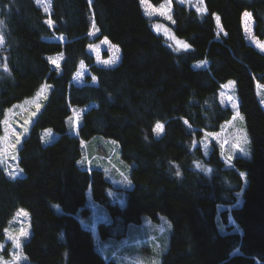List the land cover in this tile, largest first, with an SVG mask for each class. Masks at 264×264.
I'll return each instance as SVG.
<instances>
[{
  "label": "trees",
  "instance_id": "trees-1",
  "mask_svg": "<svg viewBox=\"0 0 264 264\" xmlns=\"http://www.w3.org/2000/svg\"><path fill=\"white\" fill-rule=\"evenodd\" d=\"M171 4L172 31L188 48L171 46L142 0H0L4 259L12 260L16 247L10 223L22 231L23 216L26 264H119L80 222L91 214L89 192L108 216L96 223L102 240H120L145 218L167 220L158 264H264V108L257 90L264 86V51L246 38L243 24L249 15L252 36L264 42V0ZM102 39L119 49L114 65L97 64L88 50ZM82 63L87 71L78 83ZM229 83L233 107L220 100ZM25 100H34L32 114L9 174L1 151L7 115ZM74 109L80 111L72 131ZM235 114L248 156L223 159L214 141L205 154L204 132H218ZM95 135L112 139L131 164L127 185L114 184L100 165L79 164L83 141Z\"/></svg>",
  "mask_w": 264,
  "mask_h": 264
},
{
  "label": "rangeland",
  "instance_id": "rangeland-1",
  "mask_svg": "<svg viewBox=\"0 0 264 264\" xmlns=\"http://www.w3.org/2000/svg\"><path fill=\"white\" fill-rule=\"evenodd\" d=\"M177 1L193 2L195 6H200L202 2V0ZM171 7V0H163L162 3L155 6L147 0H142L144 13L156 21V23H154L155 29L167 38L173 48L183 49V44H185V42L183 39L177 37L172 31L171 26L173 25V21ZM250 19V16L246 14L243 17L246 38L264 51V47H262L264 46V42L258 41L252 36ZM177 41L181 43H177ZM88 50L93 54L96 63L99 65H114L118 62L120 57L118 47L112 45L106 39H102L89 45ZM114 57L115 63H112ZM86 71L87 67L82 63L74 75V81L82 83V77ZM232 83L224 86L223 91L220 94V100L224 106L231 105L233 107L236 105L234 83ZM257 90L260 97V103L264 108V86L258 85ZM33 102L34 100L22 101L21 103L14 105L8 112L6 133L2 140L1 151L3 154L7 153L8 155V159H4V163L9 166V174L12 173L13 170L11 158L14 157V148L20 144L19 140L24 133L23 131L27 128L29 117L32 114V111H30L29 108ZM79 111L80 109H74L72 116L69 118L68 124L72 131L78 124ZM156 129L155 134L157 135ZM52 137L53 135H47V138ZM211 141L220 145L223 159L227 160L235 154L242 156H248L249 154L247 136L243 129L242 120L237 114H235L231 120L225 122L218 132H204L200 142L205 154H207L210 148ZM113 143L114 141L112 139L101 137L99 135H95L91 139L83 141V157L79 161V164L87 168H91L92 164L100 165L104 170L105 175L114 184L121 186L127 185L128 179L126 175L128 176L131 164L120 159V155L118 152L116 153V146ZM94 145L95 148L91 149L92 152L90 153V147H93ZM87 200L91 207V214L86 218L80 217V222L82 225L90 229L94 243L99 251L105 255L108 254L109 256H114L119 264H158L159 254L166 242L170 228L166 219L159 217L158 221L153 222L150 219L145 218L140 225L135 223L129 224L125 237L120 240L111 237L107 238V240H102L97 234L96 223L100 220H107L108 216L99 206L94 204L89 192L87 193ZM21 221L23 227L22 230L25 235H20L21 231L15 226L14 222L10 223L8 235L11 238L17 237L19 239V247H15L12 260L4 259L0 255V264L27 263L26 259L21 254L20 246L22 241L29 234V226L23 216L21 217ZM12 223L14 227L12 226ZM219 228L222 231L224 230V226L221 224H219ZM17 254H19L18 258Z\"/></svg>",
  "mask_w": 264,
  "mask_h": 264
},
{
  "label": "snow or ice",
  "instance_id": "snow-or-ice-1",
  "mask_svg": "<svg viewBox=\"0 0 264 264\" xmlns=\"http://www.w3.org/2000/svg\"><path fill=\"white\" fill-rule=\"evenodd\" d=\"M200 10L203 11V9H200ZM218 19L219 18L217 17V20ZM0 39H2V37H0ZM177 43H181V42L177 41ZM183 47L184 48H188L189 46L187 44H183ZM262 47H264V46H262ZM53 63H55V61ZM112 63H115V57L113 58ZM156 131H157V135H159V132H160V126L159 125L157 126ZM20 235H25V233L23 232V230L21 231ZM13 239L16 242V246L19 247V239L17 237H13ZM18 256H19V254H17V258H18Z\"/></svg>",
  "mask_w": 264,
  "mask_h": 264
}]
</instances>
